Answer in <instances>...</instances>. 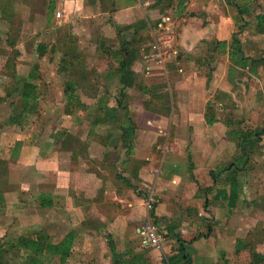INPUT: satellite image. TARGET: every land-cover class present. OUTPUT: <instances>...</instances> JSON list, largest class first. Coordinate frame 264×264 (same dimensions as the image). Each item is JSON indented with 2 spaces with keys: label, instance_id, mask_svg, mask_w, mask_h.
I'll return each mask as SVG.
<instances>
[{
  "label": "rangeland",
  "instance_id": "rangeland-1",
  "mask_svg": "<svg viewBox=\"0 0 264 264\" xmlns=\"http://www.w3.org/2000/svg\"><path fill=\"white\" fill-rule=\"evenodd\" d=\"M55 1L0 0V264H28L31 254L26 243L31 240L45 247L42 257H38L39 264H59L58 257L51 255L47 248L72 230L64 222V199L60 196L53 199L55 194L64 193L66 183L72 190L74 185L81 186L82 179L98 175L103 190H119L127 183L144 202L149 188L154 187L158 164H152L148 170L150 181L141 182V178L130 175L134 164L132 167L123 159L124 153L131 148L145 151L146 145L133 144L136 136L155 135L160 145L162 133L136 127L135 122L143 127L142 118L147 111L164 116L166 112L160 106L170 104V98L178 102L175 92L168 93L165 83L176 79L172 72L167 81L159 75L145 74L150 65L145 56L156 54L149 35V28L154 33V27L133 24L137 32L131 36L132 25H126V29L112 24L115 11L111 10V0L98 3L84 0L87 18L57 21L53 16L55 8L48 13L49 5ZM163 35L159 32L156 39ZM259 39L261 42L264 34ZM119 50L126 66L132 61L129 66L132 73L124 78L129 87H123L118 81L119 65L114 56ZM201 52L207 57L209 47ZM260 52L263 57V50ZM209 66L212 65L201 63L198 68L205 72ZM252 73L255 75L247 69L242 75H233L232 89L238 88L236 83L243 85L240 107L234 108L233 102H222L232 104L225 120L233 124L232 128L261 133L244 166L246 176L237 177L242 186L233 220L226 228L232 235L236 234L231 253L221 257L227 258L226 264H264V131L261 130L264 74L259 63ZM24 83L34 86V99L22 100ZM103 109L111 112L104 114ZM128 129L130 133L126 134ZM139 163L133 172L140 171ZM66 168L68 173L73 172L64 176L61 172ZM221 185L223 182L215 184ZM84 188L88 195L94 193L92 183H86ZM98 198L99 202L105 199L109 206L113 202L104 193ZM153 198L155 207L157 198L155 195ZM83 200L87 203L81 205L88 207L89 199L78 202ZM180 203L182 206L170 208L172 220H182L181 214L188 215V212L198 218L193 207ZM110 212L113 213L112 209L103 205L89 208L86 214L94 217L104 213L111 217ZM90 221L83 228L89 233L95 230V236L74 241L65 264H97L101 253L99 243L110 244L109 236L118 230L110 224L105 225L106 229L103 227L102 233V225L90 224ZM144 221L145 217L127 229L135 235L134 228L140 229ZM153 224L161 238L160 245L184 226ZM73 225L74 231L80 230V225ZM141 237L140 234L134 238L139 242ZM235 241L240 244L235 246ZM144 247L148 251L156 250ZM170 261L172 257L161 259L162 264H171Z\"/></svg>",
  "mask_w": 264,
  "mask_h": 264
},
{
  "label": "crops",
  "instance_id": "crops-1",
  "mask_svg": "<svg viewBox=\"0 0 264 264\" xmlns=\"http://www.w3.org/2000/svg\"><path fill=\"white\" fill-rule=\"evenodd\" d=\"M111 1L113 2L111 10L115 11L112 24L126 26L141 23L145 27H154V33L149 28V35L161 56H145L150 62L145 74L159 75L167 81V76L172 72L176 79L170 84L168 81L165 83L168 93L175 92L178 102L174 103L170 98V104L160 106L161 110L166 112L164 116L147 111L142 118L143 127L135 122L136 127L162 133L160 145H157L159 139L155 135L136 136L133 144L146 145L145 151L137 152L136 148L134 150L131 148L129 152L124 153L125 157L123 156L132 167L133 164L135 167V164L139 163L137 161H143L142 164L139 163L140 171L133 172V167L130 172L132 177L141 178V182L150 181L148 170L152 164H158L154 187L148 190V194L151 192L153 197L155 195L157 198V204L153 206L152 211L146 213L142 200L129 184L125 183L119 190L108 188L105 191L100 188L98 175H93L92 179L91 177H87L85 181L82 179L81 186L74 185L73 191L69 189L67 183L64 184V193L55 194L53 197L58 199L60 196L64 199L66 217L64 222L72 229L65 236L71 235L73 245L76 240L80 241L89 235L95 236V230L89 233L83 228L85 223L91 220L90 213L87 215L86 212L89 208L105 205L106 209H112L111 217L104 213L96 214L91 217L90 224L102 225V233L106 229L105 225L110 224H114L118 230L109 236L110 244L107 245L103 241L99 243L101 253L98 255L97 264L103 262L111 264L109 247L117 253H127V257L138 255L144 260V264H162L161 259L164 260L166 256H178L177 239L183 241L181 250L187 258V262L179 264H226L227 258L221 257L231 253L236 234L232 235L226 228L233 220L238 192L242 186L241 180L237 177L240 176L241 179L246 176V170L240 169L233 173L232 170L224 172L217 178L212 177L218 167L227 165L239 156L235 140L229 133L240 127L232 128L233 124L225 121L226 113L231 111L232 104L222 102H233L234 108L241 106L243 85L236 83L238 88L232 89V81L233 75L241 74L247 68L234 66L228 52L231 39L235 37L238 39L243 58L264 61V56L261 57L260 54V49L264 52V39L263 42L259 39L264 34V0ZM95 2L98 3L99 0ZM52 5L53 9L55 8L54 13H59V17L55 19L57 21H61L59 18H62L63 22L65 19L77 20L88 17L84 12V0H56ZM159 32L164 35L158 40L156 35L159 36ZM219 42L225 43L224 49L216 46ZM206 47L210 50L207 57L201 52ZM201 63L212 66H209L207 71L200 72L198 65ZM214 65L216 66L213 67ZM154 71L157 73H153ZM182 71L184 73H181ZM221 116L225 119H220ZM209 118L213 121L208 124L206 119ZM151 144L156 146L150 147ZM54 161L56 167V158ZM201 170L203 173H200ZM70 172L68 173L66 168L61 174L65 173V176ZM232 176L235 178L237 194L234 206L230 208L227 200L220 198L217 192L220 190L227 192ZM217 181L223 182V185L215 186ZM85 182L92 183L94 187L92 195L96 193L97 196L85 193L88 192L84 188ZM103 193L113 201L111 206L105 199L102 202L97 200L100 199L98 195ZM84 198L90 201L88 207L81 205L87 203L85 200L78 202ZM180 201L186 206L193 207L198 218L192 217L188 212V215L180 213L182 220H172L173 213L170 208L182 206ZM146 215H149L155 224L161 222L166 226L169 224L184 226L174 231L173 234L176 236L171 234L158 249L148 251L144 247L142 237L139 242L134 238L136 235L140 236L139 228H134L135 235L127 229L129 225L132 227L137 225L141 219L146 218ZM73 224L80 225V230L74 231Z\"/></svg>",
  "mask_w": 264,
  "mask_h": 264
},
{
  "label": "trees",
  "instance_id": "trees-1",
  "mask_svg": "<svg viewBox=\"0 0 264 264\" xmlns=\"http://www.w3.org/2000/svg\"><path fill=\"white\" fill-rule=\"evenodd\" d=\"M53 11V5H49L48 7V13H51ZM137 25H142L141 23H137ZM119 27V26H117ZM128 26H126V29ZM136 27L135 25L129 27L130 30H132L131 32V36H134L135 32H137V30L134 28ZM216 46L218 48H225V43L224 42H219L216 44ZM121 51H117L115 53V58L118 61V73L120 74L119 77V82H121V84H123V87H129L127 86L128 84L125 83V76L127 75H131V69H129L130 64L132 63L131 60L128 61V65L126 66V62L124 61V57H120ZM228 56L229 58H231L234 66L239 67L241 69H248V73L250 72L252 75L254 73L253 69L254 66L257 65V63H259V66H261L262 68V72L264 74V61L261 59L258 60H252L249 58H243L241 56L240 50H239V42L238 39L235 37H232L231 39V44L229 47V52H228ZM128 67V68H127ZM255 75V74H254ZM25 90H23L20 94L22 100H32L34 99V97L32 96V92L34 89L33 85H29L27 83L23 84ZM151 110V109H150ZM102 112L105 114L106 112H111V109H103ZM213 120L211 118H209L208 120L206 119V122L209 124L211 123ZM130 129L126 130L125 133L129 134ZM264 131V126L262 127V129ZM235 140V145L236 148L239 152V156L237 157V159H235L234 161L228 163L225 166H220L218 167V169L215 171L216 174H213V178H217L219 177L222 173L227 172L232 170L236 171V170H244L245 169V164L247 163L248 160V155L249 153H251L254 148V146L260 141V137H261V133H256L254 131H251L250 129H238L235 128L232 131H230L229 133ZM125 137V136H124ZM126 138H123V140ZM128 140H131V138H128ZM234 177L232 176L231 178V182H230V186L227 190V192H225L224 190H220L217 192V195L220 198L226 199L228 202V206L230 208H233L234 206V202L236 200V194H237V187L236 184H234ZM153 222V221H152ZM154 223V222H153ZM182 242L181 240L177 239V244H178V249H177V253L178 256L177 257H172L173 261L171 262V264H179V262H187V258L183 255L182 250H181V246H182ZM236 244H240L239 241H235V246ZM72 247H73V240L70 236H64L62 238V240H60L58 243L54 244L52 247H48L47 251L53 255L58 257V263L59 264H64L66 259L70 256L71 251H72ZM238 247V246H237ZM44 245H40L37 241H28L26 243V249L29 251V253L31 254V259L28 261V264H39L38 263V257L41 258L44 252ZM109 251V255H110V262L111 264H144V260L141 259V257H139L138 255H131L130 257H127L128 254L127 253H117L112 247H109L108 249ZM2 253H0L1 256ZM132 254V253H129Z\"/></svg>",
  "mask_w": 264,
  "mask_h": 264
},
{
  "label": "built area",
  "instance_id": "built-area-1",
  "mask_svg": "<svg viewBox=\"0 0 264 264\" xmlns=\"http://www.w3.org/2000/svg\"><path fill=\"white\" fill-rule=\"evenodd\" d=\"M55 18L59 17V13H54ZM164 22V21H163ZM153 49L156 51V54H159V51L156 49L155 46H153ZM153 52V55H156ZM154 204V198L153 194L150 192L144 202L143 207L146 213H150L153 209ZM138 232L142 235L143 244L148 247H152L154 249H158L160 247L161 238L158 235L157 227L150 221L149 215H146L145 221L142 224L141 228L138 230Z\"/></svg>",
  "mask_w": 264,
  "mask_h": 264
}]
</instances>
